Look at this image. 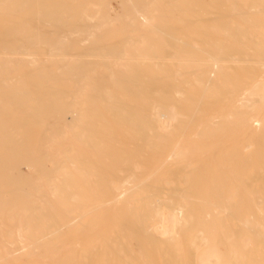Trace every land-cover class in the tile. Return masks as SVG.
<instances>
[{"label":"bare ground","instance_id":"bare-ground-1","mask_svg":"<svg viewBox=\"0 0 264 264\" xmlns=\"http://www.w3.org/2000/svg\"><path fill=\"white\" fill-rule=\"evenodd\" d=\"M115 2L0 0V264H264V0Z\"/></svg>","mask_w":264,"mask_h":264},{"label":"rangeland","instance_id":"rangeland-1","mask_svg":"<svg viewBox=\"0 0 264 264\" xmlns=\"http://www.w3.org/2000/svg\"><path fill=\"white\" fill-rule=\"evenodd\" d=\"M112 1V2H111ZM110 3L112 4V5H110V7H109V11H110V13L111 14H115V13H117V9L119 8V5H118V3L117 2H115V0H110ZM113 4H115V5H113ZM115 9V10H114ZM115 12V13H114ZM30 98V97H29ZM32 99V98H31ZM25 107H27V105H25L24 106V108ZM22 169H23V171H27L28 173L29 172H31L27 167L25 168V166H23L22 167ZM29 170V171H28ZM131 244H132V251L134 252V253H136L137 255H138V253L140 254V256L144 253V250H142L141 248H140V246H139V244H138V242H136V240H134V241H132L131 242ZM134 248V249H133ZM136 249V250H135ZM141 251V252H140ZM150 253H151V251H150ZM149 253V254H150ZM151 254H153V252L151 253ZM155 256H156V254H155ZM157 257H158V255H157Z\"/></svg>","mask_w":264,"mask_h":264}]
</instances>
